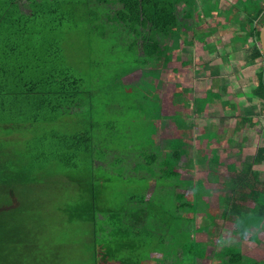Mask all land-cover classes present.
Masks as SVG:
<instances>
[{
    "label": "rangeland",
    "instance_id": "obj_1",
    "mask_svg": "<svg viewBox=\"0 0 264 264\" xmlns=\"http://www.w3.org/2000/svg\"><path fill=\"white\" fill-rule=\"evenodd\" d=\"M243 6L242 2L235 0L187 2L181 13L188 20L184 21L186 27L183 25L182 32L179 31V39H191L189 31H192L195 41L209 42L211 50H206L208 55L213 56L216 51L224 54L220 37L214 38L209 31H222V23L233 16L234 20L237 18L231 8L242 9ZM223 19L226 21H222ZM73 23L79 24L80 28L66 29L65 37L63 33L60 42H63L75 76L81 79L80 87L84 86L86 90L93 92L92 98H88L90 105L88 102V106L73 117L72 124H68L67 118L63 119L68 125L58 135L69 138L71 135L87 132L93 139L95 149L90 145V156L82 155L68 161L65 157L64 161L58 163L54 158L49 163L42 156L34 160L35 167L45 171L51 180L58 174H64L65 180L61 183L57 180L50 184L42 183L27 198L33 208L19 214L23 217L20 222L25 224L26 221L33 220L43 245L36 250H23L21 258L27 261L26 264H69L67 259L72 260L71 264H91L94 242L87 243V231L94 227H97V231H104L102 233L108 229L112 231L116 221L119 222L120 218L123 222L126 220V208L146 206L147 213L141 224L146 222L141 227L138 226L146 228V235L138 236L142 240L140 244L144 245L139 255L154 252L155 260L172 262L181 260L178 254L184 251L183 264H195V260L197 262L201 254H205L202 245L205 244L206 247L213 248V264H239L231 261L232 256L238 254L243 256L245 262L248 260L246 264H264V227L259 231L254 223L260 221L259 218L249 212L244 213L248 206L238 215L228 212L229 217L216 218L222 212V205H226L224 189L220 184L232 175L229 167L232 164L239 166L242 161L251 158L248 155L250 151L244 157L241 145L249 142L248 148L252 150L264 145V128L261 131L262 137L257 139L254 119L249 124L242 122L243 117L239 116L245 115L247 120L254 115L258 116V107L253 105V98L250 96V84L255 83L253 75L260 63H244L239 66L237 64L243 60L240 63L234 61L231 63L234 69L242 67L240 71L243 75L239 71L225 75L227 82L224 86L218 85L217 91L212 89V78L206 77V74L201 76L200 67H191V63L196 60L189 55L182 59V67L188 72V77L182 72L183 78H178L176 72L179 65L174 60L170 66L159 67L149 73L144 71L147 75L141 78L142 71L137 69L139 65L136 63L135 53L127 50V44H123V40L101 39L93 32L92 23L88 20L70 18L63 21V24L70 27ZM82 24L84 26L81 27ZM98 28L104 37V23L101 22ZM176 37L174 34L171 38L175 40ZM184 45L189 46L187 43ZM242 45L245 44L237 43L235 54L230 50L229 60L242 58ZM188 51L185 48L183 50ZM215 62L221 69L226 61L217 59ZM149 67L145 66L143 69L147 70ZM171 67H175L177 71L174 72ZM126 73L129 74L123 77ZM178 81L183 83L178 84ZM202 86L206 88L196 94L195 91ZM215 86L216 84L213 88ZM260 120L264 121L263 118ZM262 122H259V130L264 125ZM50 126L57 129L60 127L57 124ZM46 134L47 131L42 130L30 141V156H39L38 150L47 149L46 146L51 147L53 153L55 142L52 135L45 136ZM177 146H187L188 149L184 148L183 151L188 155L182 158L179 167L175 163H171L169 167L172 172L181 176L182 182L178 180L181 188L178 191L174 190L173 183L156 178L157 170L166 166L170 156L174 154L171 149ZM234 148L242 154L234 156ZM211 150L219 156L217 159H214L213 151L212 156L209 155ZM212 160H216L214 162L219 166L214 168ZM148 163L151 167H147ZM213 174L217 177L215 185L213 181L211 184L207 182V176L213 179ZM200 183L203 187H199ZM96 200L101 206L104 205V210L98 213V226L66 213L67 208L72 210L74 205L94 204ZM177 203H182V207H178L181 208V214L189 204L195 207V211L188 215L193 220V224L190 219L188 226L186 225L188 229L194 225V229L203 227L213 231L207 234L205 243L195 239L190 231L174 236V229L177 227L169 225V215L171 208L176 209ZM111 211L122 216H111ZM249 222L254 227L249 228ZM203 237L197 235L199 240ZM177 241L181 243L179 246ZM9 251L15 253V250ZM101 252L98 249L97 254L103 255V251ZM174 263L178 264L177 261Z\"/></svg>",
    "mask_w": 264,
    "mask_h": 264
},
{
    "label": "trees",
    "instance_id": "obj_2",
    "mask_svg": "<svg viewBox=\"0 0 264 264\" xmlns=\"http://www.w3.org/2000/svg\"><path fill=\"white\" fill-rule=\"evenodd\" d=\"M21 1L23 0H0V4L11 6ZM28 2L32 3L33 7H31V13L28 16L27 38H37L41 35L43 47L47 51L45 57L50 58V60H43L42 63L47 68L48 64L51 63L52 69L50 72L43 71L41 77L40 73L27 74V91H1L0 95L14 97L25 95L28 98L40 96L42 106L33 109L37 113L36 117H39L41 112L45 120L43 123H38V125H50L56 120L57 116L84 109L80 106L82 100H84L86 94L92 98L91 93L93 92L92 90H86L84 86L80 87L81 79L62 68L61 53L64 49L60 37L63 33L65 37L66 29L80 28L79 24L73 23L70 27V25L63 24V21L70 18L80 21L88 20L92 23L93 32H96L101 39L108 38V41L123 40L122 43L127 44V50H132L135 53V60L139 65L137 69L142 71L140 74L142 78L147 73L159 69L163 63L168 39H171L179 30L184 29L183 25L186 27L185 22L188 17L183 16L181 10L191 0H28ZM240 2L243 3L245 8L244 6L242 9L237 8L234 12L237 18L234 20L233 16L230 21L236 23L234 31L237 30V33L243 35V37L235 38L237 42H243L247 46L244 51L246 61L251 65L260 63L259 68L254 73L255 83L251 87L253 104L258 107L259 113L258 116L249 119V123H253L254 119V129L256 138H258L262 136L261 131L264 128L263 125L259 130L261 126L259 122H262L260 119H264V57L259 43V30L264 23V3H262L264 0H239ZM10 18L14 19V16ZM34 21H38L36 26L33 25ZM101 22L104 23L106 29L104 37L100 34L98 28ZM118 34L120 37H118ZM53 41L57 43L55 50ZM58 43L60 47H58ZM55 52L59 55H54ZM145 66H148L149 69L144 70ZM144 71H147V73ZM127 74L129 73L124 74L123 77ZM245 120L243 119L242 122H245ZM30 126L34 127L35 124L33 123ZM53 140L55 142L53 153L51 147L46 146L47 149L38 150L39 156L32 157L28 155V159L34 162L36 158L42 156L49 163L53 162L52 158L56 159L58 163V161H64L65 157L68 161L82 155L90 156V145L92 149H95L93 139L87 132L81 135H71L69 138L60 135ZM184 148L188 150L187 146H177L171 149V152H174V154L172 153L173 156H170L165 167L161 166L156 172V178L173 183L174 190L181 188L178 185L181 176L172 172L169 167L171 163H175L176 167L181 165L182 158L188 155L187 152L183 151ZM29 149L28 147V152ZM254 153L253 162L250 166L240 165L239 169L233 167L232 175L221 182L223 189L228 194L226 205H222V211L240 214L243 211L244 204L251 201L254 206L248 207L249 213L256 216V218L260 215L264 216V182H258V175L253 170L254 164L262 166L264 169V145L258 147ZM6 159L10 163H17L18 160H21V157L16 154ZM214 161L216 160H213V167H218L219 165ZM147 167H151L150 163ZM44 172L42 169L29 170L20 167L18 169L14 164L0 163V264H26L27 261L21 258L22 251L26 249L36 250L43 245V240L37 233L33 220L28 219L29 221L22 224L20 221L23 217L19 214L33 208V204L27 198L33 194L34 188H38L42 183H53L51 182L53 180L59 181L58 183L65 180L64 174H58L51 180ZM147 176H150V174H147ZM212 181L213 184L217 183V177L214 174L213 179L207 176V182L211 183ZM97 200L94 204L74 205L72 210L70 208L65 209L66 213L71 214V216L74 215L73 218L79 220H89L93 222L94 226H98V213L104 210V205L101 206V203ZM76 207L78 208L76 209ZM178 207H182V203L175 204L176 209L171 208L169 225L177 228L188 226L190 219L193 224L192 217H188V215L195 211V207L189 204L182 214L179 211L181 208ZM147 209L146 206L126 208L128 213L126 212L124 215L126 216L124 222L120 218L122 215L119 216L115 211H111V216L116 217L117 215L120 218L119 222L114 223L116 225L114 227H141L146 222L141 224L146 216ZM183 220L185 223H183ZM90 231L94 233L93 238L95 239L93 241L95 246L91 253L94 252L97 255V245L100 239L99 231H97V227H94L89 229L85 235L89 234ZM9 249L15 250V253L9 251ZM231 261L232 263L239 262V264H246L247 262L244 261L241 254L232 256Z\"/></svg>",
    "mask_w": 264,
    "mask_h": 264
},
{
    "label": "crops",
    "instance_id": "obj_3",
    "mask_svg": "<svg viewBox=\"0 0 264 264\" xmlns=\"http://www.w3.org/2000/svg\"><path fill=\"white\" fill-rule=\"evenodd\" d=\"M235 1L239 2V0H235ZM31 7H33V4L29 3L28 0H23L20 3L11 6L0 4V92L27 91V80H26L27 74L32 75L35 73H40L39 75L41 77V73L43 71L47 70L48 72H50L52 69L51 63L48 64V68L46 67L45 64L42 63L43 60H50V58L48 56L47 58L45 57L47 51H45L43 47V40L41 35L40 37L37 38H30V39L27 38L26 31L28 25V16L30 15L32 9ZM231 9L234 10L233 13L236 11L235 8H231ZM12 16H14V19L10 18ZM222 21H226V19H223ZM37 24L38 21H34L33 25L36 26ZM222 27L224 28L222 31L218 30L216 32L213 31H209V32L211 35H213L214 38L220 37L221 48H223L224 54L221 53V51L220 52L216 51L215 55L213 56L208 55L206 50L209 51L211 50V47H209V42L205 40L195 41V39H193L192 31H189L191 32L190 34L191 39H188V37L186 38V40H184L183 38L179 39V33L182 32L181 30H179L181 32L178 31V33L176 34L177 35L176 39L175 40H173L172 38L168 39L169 41H167L166 43L163 63L161 64L160 69L161 67H164L166 65L170 66V64L175 60L179 65L178 68L179 72L175 69V67H171V68L174 70V72L177 71L176 73H178L177 74L178 78L179 79L183 78L182 72H184L185 77L186 76L188 77V72H186V70H184V68L182 67V59L185 58L186 56L188 57V55L192 56L196 60V62L191 63V67L194 69L196 68L198 69L200 67L201 76L202 74H206V77L209 76L210 78H212L213 79L212 89L213 91L215 90L217 91L218 85L223 84L222 86H224V83L227 82L225 75L228 76L229 74H234L235 71H239L238 73H241L240 70L242 69V67H240L241 68L240 69L237 66V68L234 69V65H232L234 61L240 63L242 59L243 61L240 64H237L239 66L241 64L244 65V63L250 64L248 61H246V56L244 52L245 48L247 47L246 44L242 45L244 47V48L242 47L243 48L242 58L240 59L238 58L237 60L236 59L229 60L230 56L228 55L230 50L235 54L237 43H239L240 45L244 44L243 42H237L235 37L240 38L243 37V35L239 32L237 33L236 32L237 30L234 31L236 29V23L234 24V21H230V19L227 20L226 23H222ZM224 37L226 39H224ZM226 40H228V42ZM55 42L56 41H53L54 50H55V45H57V43ZM185 43L189 44V46L188 45L183 46V44ZM184 48L189 49V51L183 52ZM63 49H64V45H63ZM54 55H59V54L55 52ZM61 57L63 61L62 68L64 70H68L69 72H71V74L75 75L73 72L72 64L70 62V58L67 56V53L65 51L61 53ZM217 59H221V61L225 59L226 65L224 64V67L220 69V67H218L217 64H215L216 63L215 60ZM241 74L243 75V73ZM182 83L183 82L178 81V84H182ZM214 84H216V86L213 88ZM174 87H176V85H174ZM177 87L179 86L177 85ZM251 87H252V83L250 84V96L252 95ZM205 88H206L205 86H202L199 90L195 91V93L198 94V92L200 91L203 92ZM195 89H197V86L195 87ZM176 90H178V88H176ZM34 97L35 98L33 97L28 98L25 95H21L18 97H14L10 95H0V157H1L0 159L2 160L0 163H6L7 165L14 164V166H16L18 169L20 167L22 169L41 170L40 168L35 167L36 164L32 162L31 159H28V155H29L28 145L30 141L34 139V137L38 134V132L42 130L47 131V134L45 136L52 135L53 139L56 138L57 136H60L58 134H61V132H63V128L65 127V125L67 126L69 123L72 124L74 120L73 117L80 114V111H75V112L72 111L71 113H66L57 116L56 120L50 125L53 124H57V126L60 125V127H58L59 129L53 128L49 124H46L45 127H43L42 124L38 125V123H43L45 120L43 119L42 113L40 112L39 117H36L37 113L33 109L35 107L42 106V103L40 102V96H34ZM88 98L91 99V96L86 94L84 100H82V103L80 104L81 108H86L88 106V102H89ZM90 103L91 102H89V105ZM239 116H242L243 119H246L245 115L240 114ZM63 119H66V121H68V124H65V121ZM248 120L246 119V122L244 123H249L247 122ZM33 123L35 124V126L34 127L30 126ZM61 136H65V135H61ZM261 137L262 136L258 137L257 139H260ZM202 138L204 137H201V139ZM204 139L207 141L206 138ZM249 145H250L249 142L247 144L241 145L244 157L247 156V154L249 153L248 151L252 153V154L250 153L248 154L251 158L242 161L241 165L250 166V164H252L253 162V158L255 155L254 152L258 147L263 146V145L257 146L255 150H252V148H250L251 149L250 150L248 148ZM212 151L213 150L209 151V155L211 156H212L211 154ZM233 152H234V156L235 155L238 156V154H242L240 153V151L236 150L235 148ZM16 154H18L19 157H21V160H18L17 163L15 162L10 163L8 159H6L7 157L15 156ZM213 154H215L214 151ZM213 157H216L217 159V157L219 156L215 154V156ZM233 167L239 169L240 165L235 166L232 164L229 167L230 172H233L232 170ZM253 170L258 175V182L260 183L264 182V179H262L264 176L263 167L254 164ZM215 184L216 183H214L213 185ZM200 186L203 187V184L200 183L199 187ZM223 193H225V195H223L224 199L227 200L226 196H228V194L226 193L225 190L223 191ZM221 199L222 196L219 197V200ZM245 206L251 208L252 206H254V203L248 201L247 203L244 204L243 210ZM246 211L249 212L248 208L247 210H244V213H247ZM226 217H229L228 211L227 212L222 211L219 214H217L216 218H226ZM257 218H259L258 220L260 221H254V223H256L255 227H258L259 231H261V229H263L264 227V216L260 215ZM248 225L249 228L254 227L253 224H251L250 222L248 223ZM194 227H195L194 225L190 226L191 229H188L186 225L182 227H178L174 229L175 232L174 236L176 235L178 237L179 235H181V233L185 234L186 232L190 231L192 232L193 236H195V239L205 243V241H207L208 239L207 234H211V232H213L210 231V229H206L203 227L199 229H194ZM112 231H109L108 229V231H105V233H102L104 231L98 232L100 239L98 241L99 243L97 247L98 249H100V253H102L101 251H103V255H98V254L95 255L94 252H92L91 264H176L174 263L176 261L178 262V264L184 263L185 256H182V254L185 253L184 251L178 254V257H181L179 258L181 260H175L172 262L168 261L167 260L168 258L166 257H164V259L166 258L167 261L155 260L154 252L153 253L149 252L147 255H139L141 252L140 249L144 245L140 244L142 243V240L141 238H138V236L146 235L145 232L146 228H140V227L115 228L114 227ZM228 231H230V229H228ZM87 235L89 237L87 238V243L93 242L95 240L93 238L94 233L92 231H90L89 234ZM105 235H109V236L104 237ZM197 235L204 236L205 238L203 237L202 239L199 240L197 238ZM178 242L179 241H177V246L181 244ZM84 244H82V247H84ZM202 245L205 254L203 255L201 254V257L197 259V262L195 260V264H213L212 261L213 248L206 247L205 244ZM94 246L95 245H93L92 247ZM183 248L184 246H182V249ZM161 254L162 252L160 253V255ZM67 262L71 264L72 260L67 259ZM255 263H259V262H255Z\"/></svg>",
    "mask_w": 264,
    "mask_h": 264
},
{
    "label": "water",
    "instance_id": "obj_4",
    "mask_svg": "<svg viewBox=\"0 0 264 264\" xmlns=\"http://www.w3.org/2000/svg\"><path fill=\"white\" fill-rule=\"evenodd\" d=\"M259 43H260L261 53L264 57V23L262 24L259 30Z\"/></svg>",
    "mask_w": 264,
    "mask_h": 264
}]
</instances>
